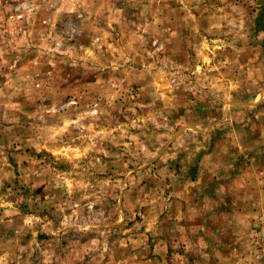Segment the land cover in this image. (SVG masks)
I'll use <instances>...</instances> for the list:
<instances>
[{"label":"rangeland","instance_id":"1","mask_svg":"<svg viewBox=\"0 0 264 264\" xmlns=\"http://www.w3.org/2000/svg\"><path fill=\"white\" fill-rule=\"evenodd\" d=\"M0 264H264V0H0Z\"/></svg>","mask_w":264,"mask_h":264}]
</instances>
